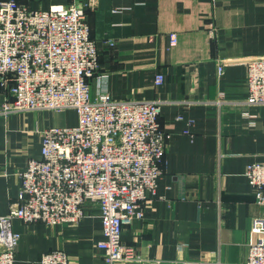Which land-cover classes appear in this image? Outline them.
Instances as JSON below:
<instances>
[{"label": "crops", "instance_id": "crops-1", "mask_svg": "<svg viewBox=\"0 0 264 264\" xmlns=\"http://www.w3.org/2000/svg\"><path fill=\"white\" fill-rule=\"evenodd\" d=\"M69 1L18 0L32 10ZM87 21L105 91L115 100L162 103V173L142 218L123 227L122 244L139 255L137 264H245L264 233V206L246 177L248 165L264 164V106L244 103L248 62L264 57V0H97ZM157 74L163 83L155 87ZM100 87L92 78L93 97ZM5 97L12 101L0 89V103ZM74 125V110L0 116V215L18 197L17 173L41 158V131ZM84 213L76 226L14 220V264H40L53 250L70 264H106L96 248L99 209L87 202Z\"/></svg>", "mask_w": 264, "mask_h": 264}, {"label": "built area", "instance_id": "built-area-1", "mask_svg": "<svg viewBox=\"0 0 264 264\" xmlns=\"http://www.w3.org/2000/svg\"><path fill=\"white\" fill-rule=\"evenodd\" d=\"M97 0H70L47 10H32L18 0H0V89L11 98L0 103V116L27 111L74 110L76 125L41 131L39 160L17 173L20 191L0 215V264H14L24 224L76 226L87 202L97 205L103 240L96 248L106 264H137L142 259L121 242L123 227L143 216L147 195L162 173L165 135L159 124L161 101L113 99L102 84L96 42L88 13ZM169 43H176L170 34ZM106 45L113 47V41ZM218 76L223 75L220 65ZM100 84L93 97L91 79ZM157 74L153 85L160 86ZM244 103L264 106V57L247 66ZM221 103L218 101L217 104ZM185 104V103H184ZM246 177L256 204L264 206V164L251 163ZM40 264H70L61 250L41 256ZM148 264H160L148 261ZM245 264H264L262 240L249 245Z\"/></svg>", "mask_w": 264, "mask_h": 264}, {"label": "rangeland", "instance_id": "rangeland-1", "mask_svg": "<svg viewBox=\"0 0 264 264\" xmlns=\"http://www.w3.org/2000/svg\"><path fill=\"white\" fill-rule=\"evenodd\" d=\"M66 111H68V110H66ZM66 111H64V112H66ZM61 113H62V112H61ZM74 121H75V116H74L73 114H71V115L68 117V121H67V123H68V125H73ZM68 127H69V126H68Z\"/></svg>", "mask_w": 264, "mask_h": 264}]
</instances>
